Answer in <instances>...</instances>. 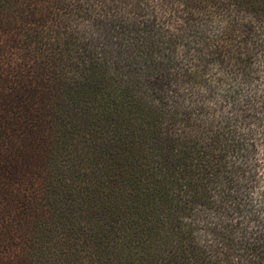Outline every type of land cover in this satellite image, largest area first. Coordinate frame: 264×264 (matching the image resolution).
<instances>
[{"label": "trees", "instance_id": "obj_1", "mask_svg": "<svg viewBox=\"0 0 264 264\" xmlns=\"http://www.w3.org/2000/svg\"><path fill=\"white\" fill-rule=\"evenodd\" d=\"M0 264H264V0H0Z\"/></svg>", "mask_w": 264, "mask_h": 264}]
</instances>
